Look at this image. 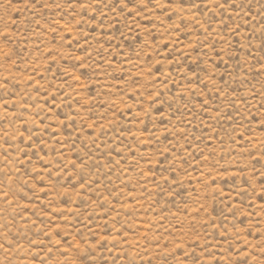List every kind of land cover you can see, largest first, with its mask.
<instances>
[{
    "label": "rangeland",
    "instance_id": "rangeland-1",
    "mask_svg": "<svg viewBox=\"0 0 264 264\" xmlns=\"http://www.w3.org/2000/svg\"><path fill=\"white\" fill-rule=\"evenodd\" d=\"M0 246L264 264V0H0Z\"/></svg>",
    "mask_w": 264,
    "mask_h": 264
},
{
    "label": "snow or ice",
    "instance_id": "snow-or-ice-1",
    "mask_svg": "<svg viewBox=\"0 0 264 264\" xmlns=\"http://www.w3.org/2000/svg\"><path fill=\"white\" fill-rule=\"evenodd\" d=\"M126 6V5H125ZM0 247H2V246H0Z\"/></svg>",
    "mask_w": 264,
    "mask_h": 264
}]
</instances>
